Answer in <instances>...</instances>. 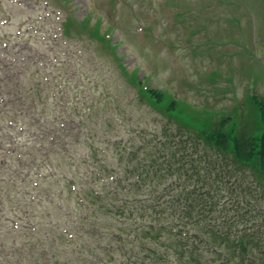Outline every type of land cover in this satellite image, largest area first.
I'll return each mask as SVG.
<instances>
[{
  "label": "trees",
  "instance_id": "obj_1",
  "mask_svg": "<svg viewBox=\"0 0 264 264\" xmlns=\"http://www.w3.org/2000/svg\"><path fill=\"white\" fill-rule=\"evenodd\" d=\"M58 80L62 86L65 82L71 85L60 76L50 88H57ZM134 82L141 84L136 78ZM38 88L26 89L24 95L36 96L43 106L39 121L52 122L53 130L59 119L70 121L59 130L65 138L73 130L79 129L81 134L90 129L98 116L94 105L85 116L78 108L71 114L69 100L59 118L62 99L51 91L40 98ZM141 92L178 125L176 132L166 125L158 136L148 139L143 131L139 135L129 131L126 137H102L100 146L93 142L97 134L86 133L84 145L90 156L79 160L90 171L83 179L78 177L82 186L77 184L76 190L70 179L63 178L67 184L63 193L68 195L64 201L73 200L74 223L79 229L76 237L71 239L72 231L59 223L46 225V235L40 236V230L35 233L29 224L10 219L11 229L22 233L25 242L10 241L13 249L8 264H264V100L252 97L253 112L247 117L242 111L236 125L229 127L232 117L215 123L206 109L201 120L189 117L190 124L186 118L192 102L166 104L164 93L154 89ZM22 131L28 134L24 128ZM42 139L47 142L44 136ZM11 144L17 148L19 142L16 139ZM26 148L35 150L36 146ZM9 155L12 164L8 165L9 159L1 164L18 182L0 176V206H4L0 209L10 210L17 219L28 201L39 218L42 208L61 213L64 204L56 206L55 200L28 194V188H34L30 180L43 183L48 177L36 172L47 167L41 162L44 155H20L17 161L11 151ZM67 159L64 156L62 164L74 169ZM27 164L32 170L21 179L24 172L19 176L18 168ZM82 210L88 211L83 217Z\"/></svg>",
  "mask_w": 264,
  "mask_h": 264
},
{
  "label": "rangeland",
  "instance_id": "obj_2",
  "mask_svg": "<svg viewBox=\"0 0 264 264\" xmlns=\"http://www.w3.org/2000/svg\"><path fill=\"white\" fill-rule=\"evenodd\" d=\"M61 1L0 0V77L6 78L9 73L2 61L9 53L5 45L8 44V51L16 55L19 51L16 44L25 47L28 40L33 39L31 46L34 45L40 55L23 53L19 56L24 55L28 61V57L33 56L42 62L58 56L66 64L62 69L75 83L65 85L64 102L70 100L74 92V97L100 100L104 106L99 108L100 118L116 115L115 126L121 124L125 130L158 128L160 125L159 107L151 104L134 86V80H130L135 70L137 79L143 81L144 86L164 93L166 104L172 100L183 105L192 102L190 113L185 117L190 124L193 123L189 117L201 120L202 110L206 109L213 115L215 123L232 117V125H229L232 127L243 109L247 117L253 112L249 103L241 102L242 96L248 99L249 94L254 93L264 98V0ZM63 15L74 17L90 30L99 25L100 32L107 33L111 48L77 24H73L67 34ZM19 32H22L21 38ZM14 55H9L10 60ZM12 69L17 70V67ZM27 72L20 76L15 72L12 74V84L0 91V103L5 97L11 105L9 108H18L23 101L17 82L26 80ZM30 75L36 80L43 79L40 74ZM83 79L86 84L78 86L83 84ZM5 84L0 81L2 88ZM199 102L200 106L197 105ZM22 108L27 114V108ZM28 114L33 115L31 109ZM97 123L94 121L90 125L93 130L90 134L100 137ZM195 125L201 127L199 122ZM38 133L45 132L39 130ZM78 133L76 129L72 135ZM15 136H18L16 132ZM4 138L11 136L1 134L0 140ZM35 142L42 144L39 140ZM68 144L69 154L80 156L78 149L86 158L88 149L85 146L74 145L71 141ZM20 150L19 153L25 154L23 148ZM0 175L8 174L1 172ZM59 188L63 189L61 185ZM69 206L66 205L65 212L70 210ZM44 213L51 215L46 217ZM40 215L42 218L37 222L43 231L49 223L66 225L62 213L55 209L42 208ZM63 220L70 222L69 218ZM2 230L4 235L0 240L8 243L9 251L12 250L9 245L12 238L25 241L21 234L6 236L8 229Z\"/></svg>",
  "mask_w": 264,
  "mask_h": 264
}]
</instances>
